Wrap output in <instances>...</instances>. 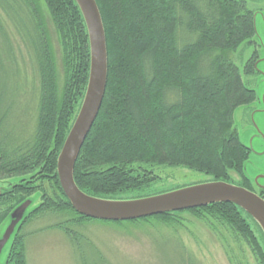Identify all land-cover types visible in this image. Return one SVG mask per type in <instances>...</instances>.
Here are the masks:
<instances>
[{
	"label": "trees",
	"instance_id": "obj_1",
	"mask_svg": "<svg viewBox=\"0 0 264 264\" xmlns=\"http://www.w3.org/2000/svg\"><path fill=\"white\" fill-rule=\"evenodd\" d=\"M59 34L58 63L36 0H0V19L18 33L25 54L23 76L0 84V226L30 199L16 227L4 264H27L26 227L43 217L56 221L70 240L93 219L79 214L65 196L57 158L86 90L90 49L75 0H43ZM107 45V82L98 115L74 166L77 186L93 196L125 197L148 186L142 165L167 164L203 172L254 190L244 172L250 149L233 127V113L252 103L229 51L256 34L254 12L243 0H95ZM31 27L24 32L15 18ZM11 31V32H12ZM14 62L16 59L13 56ZM256 52L245 72L254 71ZM13 181H12V180ZM182 187V186H181ZM40 203L33 208L35 195ZM155 194V193H154ZM260 196L264 190L259 188ZM241 234L264 264V234L244 210L221 202L185 210ZM175 211L129 223L159 219L176 223ZM122 223V221H117ZM78 237V238H77Z\"/></svg>",
	"mask_w": 264,
	"mask_h": 264
},
{
	"label": "rangeland",
	"instance_id": "obj_2",
	"mask_svg": "<svg viewBox=\"0 0 264 264\" xmlns=\"http://www.w3.org/2000/svg\"><path fill=\"white\" fill-rule=\"evenodd\" d=\"M247 9L254 12L256 34L250 42L242 43L229 51L228 59L241 72L245 85L255 91V99L242 105L233 113V127L242 144L250 149L244 172L255 192L264 187V0H243ZM47 37L58 63L62 60L59 34L43 0H36ZM15 23L24 32L31 26L24 17L15 18ZM12 29L0 19V84L9 76L17 79L23 75L25 54L19 50L18 33L12 38L13 55L10 48ZM258 60L254 71L245 72L246 63L253 57ZM13 56L16 62L13 60ZM150 172V183L139 191L125 197L157 194L181 186L211 181L203 172L183 166L167 164L142 165ZM232 183H241L242 178L230 172ZM257 179V182H255ZM12 180V179H11ZM13 181V180H12ZM6 183L0 181L1 187ZM33 208L40 203L39 195L32 197ZM6 218L0 226V236L10 222ZM176 223H165L159 219L148 222L117 223L114 221H84L76 228L77 240H70L62 230L53 227L56 219L43 217L26 227L30 235L26 239L27 264H260L256 251L239 233L213 220L198 218L183 210ZM119 222V221H118ZM10 242L0 256L4 264Z\"/></svg>",
	"mask_w": 264,
	"mask_h": 264
},
{
	"label": "water",
	"instance_id": "obj_3",
	"mask_svg": "<svg viewBox=\"0 0 264 264\" xmlns=\"http://www.w3.org/2000/svg\"><path fill=\"white\" fill-rule=\"evenodd\" d=\"M87 30L90 67L80 108L57 158L60 186L72 207L94 220L130 221L158 214L229 202L244 210L264 234V196L243 186L222 180L190 184L137 198L109 199L82 191L74 181V166L84 140L101 107L107 82V45L104 26L95 0H75ZM257 182V179H255ZM260 189L264 190V187ZM31 204L27 199L10 215L0 236V256Z\"/></svg>",
	"mask_w": 264,
	"mask_h": 264
}]
</instances>
